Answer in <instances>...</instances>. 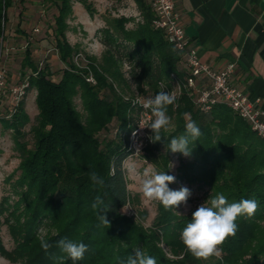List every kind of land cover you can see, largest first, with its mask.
<instances>
[{"label":"trees","instance_id":"trees-1","mask_svg":"<svg viewBox=\"0 0 264 264\" xmlns=\"http://www.w3.org/2000/svg\"><path fill=\"white\" fill-rule=\"evenodd\" d=\"M58 1L54 48L65 64L61 75L53 79L47 65L38 67L32 61L29 50L21 65L23 77L26 67L31 69L27 91H36L38 113L29 130L31 146L23 131L29 123L25 98L9 116L0 109V125L11 131L19 158V174L11 192L0 198V227L7 226L14 246L6 250L0 240V255L19 264H125L127 257L140 249L155 257L157 264H264V139L224 103L214 105L208 113L200 112L191 89L183 91L175 109L168 106L175 127L168 134L162 133L166 140L152 143L140 155L154 162L158 157L168 171L175 154V178L179 182L206 186L209 198L222 193L229 202L254 199L258 203L254 215L240 216L236 235L221 246L220 257L204 261L195 259L180 240L196 209L177 215L175 208L165 210L159 203L150 229L121 211L130 202L123 165L135 157L128 149L127 138L138 122L141 106L125 101L113 82L137 89L146 100L148 90L156 91L171 73L183 78L185 68L181 55L163 32L152 27L153 13L147 0H133L141 18L135 28L128 29L124 18H113L95 29L104 50L99 62L92 58L89 69L97 82L90 85L84 77L87 71L81 72L74 65L77 52L65 38L70 1ZM77 1L93 15L88 0ZM10 5L11 0H0V41ZM76 96L83 113L76 109ZM189 118L198 124L202 135L192 154L185 157L168 151L167 143L184 134ZM92 171L105 179L102 188H92ZM98 195L109 205L106 215L110 227L100 225L91 207ZM41 238L51 245L47 251L41 248ZM161 239L172 254L181 258L168 259L158 245ZM60 240L86 244L84 258L72 261L61 251Z\"/></svg>","mask_w":264,"mask_h":264},{"label":"rangeland","instance_id":"rangeland-1","mask_svg":"<svg viewBox=\"0 0 264 264\" xmlns=\"http://www.w3.org/2000/svg\"><path fill=\"white\" fill-rule=\"evenodd\" d=\"M71 12L65 17V38L67 42L77 52L73 56V62L76 68L87 71L84 74L85 80L90 85H96V78L92 71L89 69L95 59L96 62L101 60L104 48L98 42L94 35L95 29L103 27L105 21L113 18L126 19V27L128 29L135 28L140 23V15L133 0H88L94 8L93 15L88 14L83 5L77 0H69ZM58 0H11V5L6 9V22L4 25L3 39L0 41L2 53L7 49L6 55V69L8 73V80L5 95L0 100V109L3 115L9 116L10 114V89L16 86L22 76V60L25 52L29 50L31 53L32 61L41 67L47 65L52 72L53 79H57L62 70L65 68L55 51V35H54V18L58 15L56 7ZM41 63V64H40ZM124 69V66H123ZM31 72L30 68L26 67V74L23 78L27 77ZM15 78L16 82L12 83L11 78ZM91 77V78H90ZM22 78V79H23ZM113 82V81H112ZM117 93L130 104L138 100L145 101L135 88H124L113 82ZM166 91L176 97L174 104L175 109L179 103L184 90H179L174 80L168 76L162 85L157 87L156 91L148 90L144 96L145 99L154 97L158 92ZM35 89L27 91L24 97L25 111L29 117V123L24 127L23 131L26 133L25 140L29 146L32 145V135L29 132L30 127L35 123V118L38 113L35 105ZM76 109L83 113L81 100L78 96L74 98ZM167 108V115L170 117L171 125L167 132L168 134L175 127V119L170 116ZM150 125V124H149ZM148 125V126H149ZM146 134V135H145ZM143 135V134H142ZM152 131L146 128L144 136L139 137L137 143H141L138 147L139 156L128 159L124 165L125 175L128 181V190L130 193L129 204L121 210L126 216L132 218L137 224L145 229H150L154 218L158 214L159 202L147 201L141 197L140 182L142 174L145 169L153 168L158 172H166L168 175H176V166L178 160L175 154L170 159L169 170L166 171L162 161L154 162L148 158L142 157L146 149L152 145ZM164 152V147H161V153ZM157 154H155L156 156ZM18 152L14 145V140L10 130H3L0 125V198L4 194H10L11 184L14 182L19 174L18 171ZM134 169V171L132 170ZM170 189L179 190L181 187H187L191 191V196L188 198L187 203H182L175 209L177 215H187L195 210L199 205L207 202L209 199V190L205 187L195 184L181 183L175 179L174 183L169 184ZM264 226V220L261 222ZM0 240L6 250H11L14 246V241L9 233L7 226L4 224L0 227ZM159 247L164 255L171 260L179 259L182 255L176 256L172 254L170 248L161 239L158 242ZM220 257V256H219ZM0 264H19L14 263L0 255Z\"/></svg>","mask_w":264,"mask_h":264},{"label":"clouds","instance_id":"clouds-1","mask_svg":"<svg viewBox=\"0 0 264 264\" xmlns=\"http://www.w3.org/2000/svg\"><path fill=\"white\" fill-rule=\"evenodd\" d=\"M176 97L166 91L158 92L154 97L147 98L143 107L150 109L154 119L147 128L152 131V142L166 140L162 132H167L171 120L167 115V108L173 105ZM202 135L198 124L188 119L185 124V132L178 137H172L167 143L168 151L181 153L185 157L192 154L195 142ZM134 171V169H132ZM89 179L93 189L102 188L105 179L97 172L89 173ZM173 175L166 172H158L153 168L145 169L140 182L141 197L147 201L159 202L165 210L178 208L182 203L186 204L191 196L187 187L179 190L170 189L169 184L175 182ZM92 209L97 212V219L101 226L110 227L107 218L109 205L101 196H96L91 204ZM258 207L254 199H242L238 202H229L227 197L219 193L199 205L192 213L190 221L180 233V240L186 250L197 260L207 261L209 258L221 255V246L230 237L235 236L238 230L236 223L240 216L254 215ZM41 248L47 251L51 245L43 238L40 240ZM58 245L63 253L72 261H79L84 258L87 245L73 240H60ZM125 264H157L156 258L147 255L140 249H135L132 255L127 257Z\"/></svg>","mask_w":264,"mask_h":264},{"label":"crops","instance_id":"crops-1","mask_svg":"<svg viewBox=\"0 0 264 264\" xmlns=\"http://www.w3.org/2000/svg\"><path fill=\"white\" fill-rule=\"evenodd\" d=\"M176 10L199 59L215 70L234 63L232 83L264 110V0H176Z\"/></svg>","mask_w":264,"mask_h":264},{"label":"built area","instance_id":"built-area-1","mask_svg":"<svg viewBox=\"0 0 264 264\" xmlns=\"http://www.w3.org/2000/svg\"><path fill=\"white\" fill-rule=\"evenodd\" d=\"M147 3L153 13L152 27L162 31L166 41L181 55L185 75L182 78L175 73L170 74L178 89H191L195 93L194 104L202 113H208L214 105L224 103L245 120L258 137L264 139V110L259 106L258 100L251 101L246 93L232 83L235 64L228 63L223 69L215 70L199 59L197 50L191 46L185 34L181 16L176 10V0H147ZM5 52L7 53V49ZM2 54L0 45V100L5 95L9 80ZM19 78L16 86L10 89V114L26 96L29 86L27 77ZM143 102H135L140 104L141 113L127 138L132 156L138 155L141 143H137V140L144 136L145 129L154 119L151 110L143 107Z\"/></svg>","mask_w":264,"mask_h":264}]
</instances>
